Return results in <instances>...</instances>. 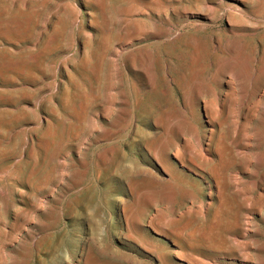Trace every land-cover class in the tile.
<instances>
[{
  "label": "rangeland",
  "instance_id": "1",
  "mask_svg": "<svg viewBox=\"0 0 264 264\" xmlns=\"http://www.w3.org/2000/svg\"><path fill=\"white\" fill-rule=\"evenodd\" d=\"M247 41L264 0H0V264H264V146L223 134L217 187L156 149L190 129L174 81Z\"/></svg>",
  "mask_w": 264,
  "mask_h": 264
},
{
  "label": "bare ground",
  "instance_id": "2",
  "mask_svg": "<svg viewBox=\"0 0 264 264\" xmlns=\"http://www.w3.org/2000/svg\"><path fill=\"white\" fill-rule=\"evenodd\" d=\"M249 41L238 42L237 46L227 44L224 48L217 42L202 66L189 70L185 86L174 81L175 89L170 90L178 104V113L190 123V129L184 133L177 127L173 140L165 143L166 147L163 146L165 132L156 146V149L163 147L166 156L173 155L177 163L188 171L201 178H209L214 187L218 186L219 180L231 182L229 170L235 166L233 162L226 163V174L216 170L222 160L219 148L223 134L227 135L225 150L232 157L237 156L241 165L246 167L253 161V150L264 146V43L258 47L251 46ZM165 75L163 72L164 79ZM165 87L169 90V85L165 84ZM187 93L191 94L194 106L189 116L181 111L190 107L185 100ZM200 108L209 124L202 134L191 126V118L195 119L194 112ZM168 113L167 110L162 112L163 115ZM187 138L194 143L189 144ZM182 141L184 144L181 146ZM145 152L152 158L151 150ZM156 163L170 176L168 184L173 183L172 165L168 160L157 158ZM257 182L262 185L264 177L258 178Z\"/></svg>",
  "mask_w": 264,
  "mask_h": 264
}]
</instances>
